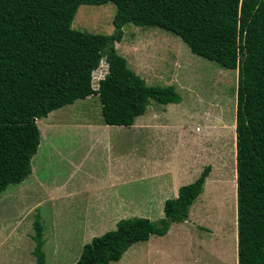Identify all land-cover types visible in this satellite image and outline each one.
I'll return each instance as SVG.
<instances>
[{"label":"trees","instance_id":"obj_1","mask_svg":"<svg viewBox=\"0 0 264 264\" xmlns=\"http://www.w3.org/2000/svg\"><path fill=\"white\" fill-rule=\"evenodd\" d=\"M114 6L109 34L74 29L81 4ZM132 23L170 32L192 54L236 69L234 107L237 264H264V0H0V192L31 172L39 144L36 119L96 95L104 123L128 126L149 101L178 102L173 85H148L114 47ZM103 58L106 72L91 85ZM95 79V77L93 78ZM210 170L163 201L156 221L130 216L92 236L73 264H109L133 243L187 220L188 206ZM35 264H44L42 227L33 215Z\"/></svg>","mask_w":264,"mask_h":264},{"label":"rangeland","instance_id":"obj_2","mask_svg":"<svg viewBox=\"0 0 264 264\" xmlns=\"http://www.w3.org/2000/svg\"><path fill=\"white\" fill-rule=\"evenodd\" d=\"M113 12L114 6L110 2L101 5L81 4L73 15L71 27L92 33L109 34L113 30ZM114 47L117 53L124 57L127 67L146 84L173 85L180 96L177 103H168L180 104L179 106H168L167 109L157 111V115H168V122L165 123L163 131L171 130L165 141L155 146L158 150L154 153L158 157L153 158L159 160L158 166L157 159L151 156L152 152L149 154L144 147L137 146V143L132 145L133 135L131 136V132L125 130L124 126L108 125L107 134L95 137L98 143L94 145H98L96 148L93 146L89 136H85L87 124L84 122L96 116L97 123L92 124L96 129L94 134L98 132L96 126L101 123V115L97 97L92 98V95L54 109L45 117L37 118L36 120L45 121L53 113H71L68 121L55 123L47 130L39 125L46 140H42L38 131L39 144L30 161L32 168L34 160L38 162V152L43 150L40 162L35 169L32 168L30 183L36 184L34 181L38 179L37 183L47 186L54 195L49 198L51 201L45 200L42 204L37 198L41 193H35L32 188L34 184L27 187L10 184L0 192V264H35L31 253L34 242L30 237L33 234L31 224L35 213L41 215L44 239L41 248L45 255V264H73L67 255L69 253L73 259L74 253L80 251L81 246L78 247L75 240L80 226L78 221L82 219L79 216V207L83 209L88 205L94 209L102 201L108 200L106 196L109 194H113L115 200L117 196L131 199L137 192L149 194L151 181L148 178L140 184L131 183L130 180V183L124 181L109 185L112 176L117 177L115 165L120 170L124 161H128L129 165L133 160L136 162L138 149L143 150L146 157L151 156V172L168 167L166 171L171 173V178L179 177L186 163L192 173L188 179L195 178L204 165L209 164L212 168V174L211 171L209 173L211 176L191 207L197 210V218L193 220L201 226H175L162 242L155 241L158 236L151 235L150 240L154 241L151 247L154 249L161 248L158 244L170 245L172 251L162 248L171 256H179L178 264H195L193 259L198 256L204 258V264H211V260L213 264H223L220 259L224 260L228 256L231 240L226 231L233 228L231 221L235 205L233 141L236 69L219 68L214 62L192 54L178 36L156 27L126 23L122 26L121 40L115 42ZM105 72L106 64L101 58L98 66L91 72V85L94 89ZM151 103L158 108L167 106L153 101ZM149 109L151 110V107ZM152 115L153 122L158 123V118L155 114ZM183 127L186 131L185 138L183 134L179 136L175 133L179 128L184 129ZM146 131L151 132L147 129ZM105 138L108 144L100 147V140ZM135 139L137 140L136 135ZM223 139L227 147L222 145ZM106 154H109V159ZM107 169L111 174L106 175ZM127 174L126 170H123L124 180L131 178L130 173ZM58 186H65L67 190L75 186L82 187L80 192H86H77L64 198L65 189L58 190ZM102 195L104 199L100 200ZM155 206L161 210L158 202ZM191 208L189 207V213L193 215ZM127 210V214L125 211L123 215L133 216V211ZM155 216L150 215L148 219L156 221L158 218ZM182 230L183 234L180 233ZM211 234L212 237H208ZM205 246L210 249H205ZM132 248H136V251L132 252ZM142 248H145V242H136L130 246L123 257H127L125 264L130 263L131 256Z\"/></svg>","mask_w":264,"mask_h":264},{"label":"crops","instance_id":"obj_3","mask_svg":"<svg viewBox=\"0 0 264 264\" xmlns=\"http://www.w3.org/2000/svg\"><path fill=\"white\" fill-rule=\"evenodd\" d=\"M88 96H91V95H88ZM88 96L84 97V99L88 98ZM96 97H97L96 95L95 96L92 95V98H96ZM80 99H83V98H80ZM76 100H79V99H76ZM76 100H74V101H76ZM97 100H98V97H97ZM74 101L70 104H73ZM151 101H149V104H148L149 106L147 105V108H145V111L142 114L135 116L132 123L130 125L124 126V127H126L125 130H128L129 132H131V136L133 135L132 145H133V143L134 144L137 143L136 144L137 146L142 147V148L144 147L145 151L150 152L149 154H151V152L153 153V155H151L153 158L155 156L158 157V155L154 153L155 151L158 150V148H155L156 144H158L162 141H165V139L167 138L166 136L171 133V130H169V129H168L169 131H163V129H165L164 127H166L165 123L168 122V115H163V116H162V114L157 115V111L162 110V109H167V108L172 107V106L176 107V106H179L180 104L172 105V104L166 103L167 104L166 107L158 108L157 105L152 104ZM169 103H173V102H169ZM175 103H177V102H175ZM66 105H69V104H66ZM78 107H80V106H78ZM150 107H151V110L149 109ZM79 110H81V109L79 108ZM70 114L71 113H69V111H66L63 113H53V114H51V116L46 118L45 121L36 120L37 121L36 122L37 127L39 130V133L41 134L40 136H41L42 140L43 139L46 140V138H45V135L42 134L43 132H42V130H40V126H42L43 129L47 130L48 127L52 126L55 123L68 121ZM152 114H155V117L158 118V120H159L158 123L153 122L152 117H154V116ZM164 116H166L167 119H165ZM93 117L94 118H92L91 120H87V122H84V124H87V127H85V125H84V127L87 128V130L85 131V133H86L85 136H89V140L93 143V146L96 148L98 144L97 145H94V144L98 143V141L95 140V137L103 136L104 133L107 134L108 124L104 123V121L101 117V123L97 124V126H96V127H98V132H95L96 134L95 133L93 134V132L96 131V129L93 128L92 124L97 121L96 116H93ZM146 129L150 130L151 132L148 133L146 131ZM159 129H161V130H159ZM175 133H178L179 136L183 134L184 138L186 136L185 128L184 129L179 128V129H177V131ZM135 135L137 137V140L135 139ZM141 135H142V137H141ZM234 141H235V133H234ZM234 141H233V144H234ZM224 142H225V139H223L222 145H225L227 147L228 146L227 143L224 144ZM107 144H108V142H107L106 138L104 140H102V139L100 140V147L106 146ZM234 146H235V144H234ZM106 150H107V148H106ZM133 151H132V153H135ZM137 151L138 152H136V153L139 154L140 156L139 155L136 156V162H134V160H133L131 165H129L128 161H124V163H123L124 165H123V167L121 165L120 170L118 169V166L115 165V168H116L115 171H118L115 173V175H117V177L113 178V176H112L111 181H109V185L112 184V186H113L114 184H117L118 182L122 183L124 181H125V183H130V180H131V183H139L140 184L141 181H144L148 178L151 181V184L148 187L150 189L149 194L146 195V193L142 192V190H141V192L145 193V194H140V192H137V195L133 196L131 199L128 197L124 198L123 196H120V197L117 196L116 200H115L113 194H109L106 196V199H108L109 201L108 200H105V202L102 201V203L99 206H95L94 209H92L88 205L85 206L83 209H81L79 207L78 212H79V216H81L82 219L80 221H78V223H80V226L77 229V235L75 237V240L77 242L78 247H80L84 243L88 242L93 235L101 234L104 231L114 229L116 221L120 218L126 217L123 214L125 211H126L125 214H127V211H128L127 209L132 210L133 216H136V217L148 218L150 215L155 214L156 215L155 217L159 219L163 215V211H162L163 201L166 198L175 197L177 195V190H178L179 186L183 185V183L186 184V183L192 182L198 176L197 175L195 178L188 179L192 175V173L189 171V168L187 166L188 163H186L185 166L183 167V169L181 170L179 177L177 176V177L171 178V176H172L171 173L166 171V169H168V167H165L164 170L159 169L158 171H152L151 172L150 171L151 170L150 168L152 167V165H150L152 163L151 156L146 157L145 155H143V152H144L143 150L138 149ZM38 153H39V158L37 156L38 162L36 163V161L34 160V164L32 166V168H34V169L36 168V166L40 162V158L42 157L43 150L41 149ZM106 153H109V152L106 151ZM86 155H87V153L85 155H83V157H85ZM105 156L107 159H109V154H106ZM233 158H234V150H233ZM127 159L130 160L129 158H127ZM153 159H157V158H153ZM234 162H235V158H234ZM234 162H233V169L235 171ZM158 163H159V160L157 159L156 160L157 166H158ZM146 166H148V168H146ZM32 168H31L30 174L28 175L29 177L27 176L28 179H26L27 177H25L22 181H20L19 183H16V184H20V187L21 186L27 187V186H29V184H34V183H30V182H32L31 181L32 180L31 173H33ZM210 168H211V166H210ZM123 170H126V172L128 174L130 173L129 174L130 175L129 177H131L130 179L124 180L125 176H122ZM210 171L212 174V170H209L207 176L204 179L202 187H203V185L206 184V181L211 176V174H209ZM163 172H165V173H163ZM108 173H110L109 169H107L106 175H108ZM234 178H235V172H233V190H234V195H235V179ZM37 180L34 181V182H36V184L32 185L33 186L32 188H33V190H35V193H38V192L41 193V195H39V197H37V198H39V201L42 202V204L45 203V200L51 201L49 198H51L52 195H54L53 192L50 191L49 188L47 186H44L42 183H37ZM105 181H107V180H105ZM38 186L40 188H38ZM65 188H66L65 186L64 187L58 186V190L60 189L61 191H62V189H65ZM80 190H83L82 187L76 188V186L73 189H69V190L65 189V191L63 192V197L67 198L68 196H71L74 193L80 192ZM201 191H202V188H201ZM84 192H86V191H83V192L81 191L80 194H83ZM197 196L192 201V203H191L192 205L190 204L188 206L187 220H183L181 222L171 223L168 227V230L163 235L158 236V239H156L155 241H157V242L164 241L165 238L172 232V230L174 229L175 226H182V228L184 225H187L190 228H194L193 226H197V227L201 226L200 224H198L196 221L193 220V218H197L196 208H194V207L191 208L194 205V201L197 198ZM101 199L102 200L104 199L103 195L100 198V200ZM156 202H158L159 208L161 207L160 211L157 208V206H155ZM189 207L194 212L193 215H191L189 213ZM40 216L41 215L38 214L40 225L43 228V226L41 224ZM231 224L233 226L232 230L226 231L227 237L229 235V240H231V242L229 243L228 256L224 260L219 258L220 262L223 264H237L235 205H234V216H233V220L231 221ZM107 226H108V228H106ZM79 231H80V233H79ZM96 231H101V232H96ZM179 232L180 231H178V233ZM180 233L183 234V230ZM208 237L211 238L212 234H211V236H208ZM42 238H43V236H42ZM150 238H151V235L147 238V240L140 241V242H145V248L137 250L136 254L131 256V258H132L131 262L128 264H178L179 263L177 261V258L179 259V256L177 258H176V256H171L170 254H167L162 248V247H164V248L171 250L170 245L158 244V246H160L161 248H154L153 249L151 247V245H152V242H154V241H151ZM43 241H44V239H43ZM133 244H131L130 246H132ZM171 244H173V243H171ZM33 245H34V243H33ZM128 248L122 253V255L120 256V258L117 261H114L116 264H125L127 257H125V258H123V257L127 253V251L129 250ZM204 248L210 249V248H208V246H205ZM135 251H136V248H132V252H135ZM75 254H76V256H75ZM78 254H79L78 252L74 253L73 259L70 257L69 253L67 256H69V260L71 259L70 261L72 263H74V261L78 257ZM193 260H194L195 264H200V263L204 264V258L202 256L195 257ZM55 261H56V259H55ZM110 263H112V262H110ZM44 264H45V255H44ZM211 264H213L212 260H211Z\"/></svg>","mask_w":264,"mask_h":264}]
</instances>
